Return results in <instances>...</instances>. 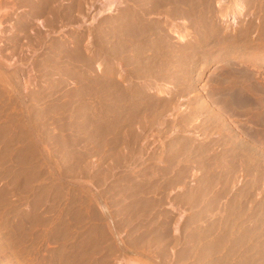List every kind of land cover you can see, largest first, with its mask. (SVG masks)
<instances>
[{"label":"rangeland","instance_id":"374dc122","mask_svg":"<svg viewBox=\"0 0 264 264\" xmlns=\"http://www.w3.org/2000/svg\"><path fill=\"white\" fill-rule=\"evenodd\" d=\"M0 264H264V0H0Z\"/></svg>","mask_w":264,"mask_h":264},{"label":"bare ground","instance_id":"6f19581e","mask_svg":"<svg viewBox=\"0 0 264 264\" xmlns=\"http://www.w3.org/2000/svg\"><path fill=\"white\" fill-rule=\"evenodd\" d=\"M137 1V0H136ZM145 1V0H144ZM152 1H154V0H152ZM185 1V0H184ZM201 1V0H200ZM111 2V1H110ZM110 2H107V4L109 5V6H111V3ZM132 2V1H131ZM158 2V1H157ZM160 2V1H159ZM172 2V1H171ZM190 2V1H189ZM188 2V3H189ZM194 2V1H193ZM105 3H106V1H105ZM104 3V4H105ZM113 3H114V1H113ZM116 3H117V1H116ZM139 3V2H138ZM154 3V2H153ZM257 3H259V2H257ZM133 4V3H132ZM193 4H195V3H193ZM60 5H62V4H60ZM59 5V6H60ZM125 5V4H124ZM155 5V4H154ZM106 6L107 5H105V8H106ZM115 5L113 4V7H114ZM136 6H137V4H136ZM138 6H140V5H138ZM144 6V5H143ZM152 7H153V5H151ZM163 6V5H162ZM184 6H186V5H184ZM191 6V5H190ZM65 7V6H64ZM122 7V6H121ZM146 7V6H145ZM144 7V8H145ZM198 7V6H197ZM200 7V6H199ZM208 7V6H207ZM213 7V6H212ZM112 8V7H111ZM169 8H170V6H169ZM191 8V7H190ZM215 8V7H214ZM238 8V10H239V13H241L242 12V8L241 7H237ZM113 9V8H112ZM124 9H127V8H124ZM148 9V8H147ZM153 9V8H152ZM217 9V8H216ZM215 9V10H216ZM107 10V9H106ZM142 10V9H141ZM182 10V9H181ZM185 10V9H184ZM195 10V9H194ZM205 10V9H204ZM70 11H71V8H70ZM168 11V10H167ZM169 11H170V9H169ZM174 11V10H173ZM176 11V10H175ZM222 11H223V9H222ZM108 12H109V10H108ZM127 12V11H126ZM162 12H164V10L162 11ZM172 12V11H171ZM216 12V11H215ZM122 13H123V11H122ZM131 13V12H130ZM149 13V12H148ZM177 13V12H176ZM201 13V12H200ZM222 13V12H221ZM137 14V13H136ZM150 14V13H149ZM168 14V13H167ZM195 14V13H194ZM198 14V13H197ZM205 14V13H204ZM207 14V13H206ZM220 14V13H219ZM138 15V14H137ZM154 15V14H153ZM157 15V14H156ZM169 15V14H168ZM173 15V14H172ZM175 15V14H174ZM231 15V14H230ZM150 16H152V15H150ZM194 16V15H193ZM193 16H192V18H193ZM220 16V15H219ZM227 16V15H226ZM235 16H236V14H235ZM161 17V16H160ZM181 17V16H180ZM140 18V17H139ZM175 18V17H174ZM177 18H179V17H177ZM184 18V17H183ZM217 18V17H216ZM72 19V18H71ZM127 20V19H126ZM125 20V21H126ZM141 20V19H140ZM143 20V19H142ZM215 20V19H214ZM116 21V20H115ZM199 21H200V19H199ZM137 22V21H136ZM146 22V21H145ZM177 22V21H176ZM105 22H103V24H104ZM134 23V22H133ZM191 23V22H190ZM202 23V22H201ZM117 24V23H116ZM119 24V23H118ZM143 24V23H142ZM199 24V23H198ZM205 24H207V23H205ZM210 24V23H209ZM213 24H215V23H213ZM112 25V24H111ZM144 25V24H143ZM188 25V24H187ZM24 26V25H23ZM201 26V25H200ZM121 27V26H120ZM136 27V26H135ZM156 27H158V25L156 26ZM26 28V27H25ZM99 28V27H98ZM133 28H134V26H133ZM145 28V27H144ZM144 28L142 27V29L143 30H141V29H139V31L137 30H135L134 32L135 33H133V36L134 37H136L135 35H138L140 38H141V42H143L144 41V33L146 34L147 32L145 31V30H147L146 28H145V30H144ZM196 28V27H195ZM27 29V28H26ZM119 29V28H118ZM151 29V28H150ZM154 30V29H153ZM158 30V29H157ZM156 29H155V31H157ZM160 30H161V28H160ZM201 30V29H200ZM101 31V30H100ZM130 31V30H129ZM128 31V32H129ZM133 31V30H132ZM131 31V32H132ZM154 31V32H155ZM108 32V31H107ZM125 32V31H124ZM127 32V31H126ZM197 32V31H196ZM123 33V32H122ZM148 33H149V30H148ZM155 33H157V32H155ZM160 33V32H159ZM198 33V32H197ZM135 34V35H134ZM161 34V33H160ZM163 34V33H162ZM245 34V33H244ZM130 35H132V34H130ZM148 35V34H147ZM146 35V36H147ZM209 35V34H208ZM109 36V35H108ZM111 36V35H110ZM159 36V35H158ZM164 36V35H163ZM199 36V35H198ZM202 36H203V34H202ZM212 36V35H211ZM226 36V35H225ZM240 36V35H239ZM130 38V37H129ZM140 38H139V40H140ZM167 38V37H166ZM218 38V37H217ZM202 39V38H201ZM128 40V39H127ZM158 40V39H157ZM219 40V39H218ZM100 41H102V40H100ZM111 41H113V40H111ZM147 41H149V40H147ZM98 42V41H97ZM157 42V41H156ZM166 42V41H165ZM194 42V41H193ZM227 42V41H226ZM232 42V41H231ZM105 43V42H104ZM108 43V42H107ZM116 43V42H115ZM121 43V42H120ZM123 43V42H122ZM149 43V42H148ZM147 43V44H148ZM164 43V42H163ZM198 43V42H197ZM204 43V42H203ZM233 43V42H232ZM97 44V43H96ZM134 44V43H133ZM143 44V43H142ZM153 44V43H152ZM167 44V43H166ZM190 44V43H189ZM219 44V43H218ZM130 45V44H129ZM192 45V44H191ZM204 45V44H203ZM228 45V44H227ZM234 45H236V44H234ZM105 46H106V44H105ZM112 46V45H111ZM114 46V45H113ZM144 46V45H143ZM172 46V45H171ZM202 46V45H201ZM224 46H225V44H224ZM77 47V46H76ZM81 47V46H80ZM97 47V46H96ZM104 47V46H103ZM174 47V46H173ZM176 47V46H175ZM221 47V46H220ZM238 47V46H237ZM117 48V47H116ZM115 48V49H116ZM128 48H130V47H128ZM159 48H161V47H159ZM216 48V47H215ZM222 48V47H221ZM112 49V48H111ZM120 49V48H119ZM168 49V48H167ZM187 49V48H186ZM211 49V48H210ZM227 49V48H226ZM231 49V48H230ZM102 50V49H101ZM129 50V49H128ZM136 50H138V49H136ZM162 50V49H161ZM172 50V49H171ZM191 50V49H190ZM189 50V51H190ZM208 50H209V48H208ZM212 50V49H211ZM199 51V50H198ZM79 52V51H78ZM78 52H77V54H78ZM121 52V51H120ZM148 52V51H147ZM162 52V51H161ZM113 53V52H112ZM121 53H123V52H121ZM187 53V52H186ZM115 54H116V52H115ZM135 54V53H134ZM191 54H192V51H191ZM133 55V54H132ZM168 55H170V54H168ZM180 55V54H179ZM189 55V54H188ZM204 55V54H203ZM115 56V55H114ZM200 56V55H199ZM86 57V56H85ZM103 57V56H102ZM140 57V56H139ZM158 57V56H157ZM162 57V56H161ZM208 57V56H207ZM115 58V57H114ZM176 58V57H175ZM93 59V58H92ZM125 59V58H124ZM123 59V60H124ZM167 59H169V58H167ZM179 59V58H178ZM85 60H86V58H85ZM122 60V59H121ZM122 60V61H123ZM164 60V59H163ZM170 60V59H169ZM132 61V60H131ZM167 61V60H166ZM178 61H180V60H178ZM89 62V61H88ZM104 62V61H103ZM135 62V61H134ZM143 62V61H142ZM148 62V61H147ZM81 63V62H80ZM110 63V62H109ZM126 63V62H125ZM130 63H132V62H130ZM145 63V62H144ZM166 63V62H165ZM180 63V62H179ZM102 64V63H101ZM107 64V63H106ZM191 64V63H190ZM84 65V64H83ZM129 65V64H128ZM138 65V64H137ZM231 65V64H230ZM127 66V65H126ZM139 66V65H138ZM170 66H172V65H170ZM187 66V65H186ZM189 66V65H188ZM235 66V65H234ZM91 67V66H90ZM128 67V66H127ZM147 67V66H146ZM162 67V66H161ZM196 67V66H195ZM138 68V67H137ZM155 68V67H154ZM153 68V69H154ZM163 68V67H162ZM161 68V69H162ZM165 68V67H164ZM227 68H229V67H227ZM232 68V67H231ZM235 67H233V69H234ZM237 68V67H236ZM141 69V68H140ZM144 69H145V67H144ZM179 69V68H178ZM189 69V68H188ZM226 69V68H225ZM230 69V68H229ZM118 70V69H117ZM155 70H156V68H155ZM177 70V69H176ZM131 71V70H130ZM169 71V70H168ZM177 71H179V70H177ZM236 71V70H235ZM144 72V71H143ZM148 72V71H147ZM181 72H183V71H181ZM231 72H233V70L231 71ZM240 72V71H239ZM140 73V72H139ZM92 74V73H91ZM158 74V73H157ZM173 74V73H172ZM230 74V73H229ZM234 74V73H233ZM96 75V74H95ZM147 75V74H146ZM178 75H180V74H178ZM228 75V74H227ZM111 76V75H110ZM172 76V75H171ZM175 76V75H174ZM187 76V75H186ZM224 76H226V75H224ZM92 77V76H91ZM125 77V76H124ZM138 77V76H137ZM148 77V76H147ZM157 77V76H156ZM159 77H161V76H159ZM176 77V76H175ZM188 77V76H187ZM139 78V77H138ZM214 78V77H213ZM219 78V77H218ZM103 79V78H102ZM111 79V78H110ZM126 79V78H125ZM144 79V78H143ZM181 79H183V78H181V75H180V80ZM225 79V78H224ZM85 80V79H84ZM128 80V79H127ZM135 80V79H134ZM215 80V79H214ZM220 80V79H219ZM106 81V80H105ZM155 81H156V79H155ZM157 81H158V79H157ZM177 81V80H176ZM216 82H217V80H215ZM232 81V80H231ZM94 82V81H93ZM117 82V81H116ZM139 82V81H138ZM141 82V81H140ZM144 82V81H143ZM180 82V81H179ZM219 82V81H218ZM233 82V81H232ZM231 82V83H232ZM84 83V82H83ZM87 83V82H86ZM120 83V82H119ZM182 83V82H181ZM211 83H214V81L213 82H211ZM162 84V83H161ZM164 84V83H163ZM172 84V83H171ZM224 84V83H223ZM226 84V83H225ZM92 85V84H91ZM97 85V84H96ZM119 85V84H118ZM175 85H177V84H175ZM214 85V84H213ZM219 85V84H218ZM221 85V84H220ZM236 85V84H235ZM101 86V85H100ZM124 86V85H123ZM122 86V87H123ZM185 86V85H184ZM191 86V85H190ZM222 86V85H221ZM103 87V86H102ZM112 87V86H111ZM110 87V88H111ZM113 87H115L114 85H113ZM119 87V86H118ZM181 87V86H180ZM179 87V88H180ZM225 87V86H224ZM91 88V87H90ZM104 88V87H103ZM127 88V87H126ZM147 88V87H146ZM230 88V87H229ZM88 89V88H87ZM94 89V88H93ZM99 89V88H98ZM101 89V88H100ZM119 89V88H118ZM125 89V88H124ZM123 89V90H124ZM148 89V88H147ZM227 89V88H226ZM159 90V89H158ZM86 91V90H85ZM96 91V90H95ZM181 91V90H180ZM179 91V92H180ZM217 91V90H216ZM240 91V90H239ZM238 91V92H239ZM87 92H89V91H87ZM99 92V91H98ZM115 92V91H114ZM124 92V91H123ZM129 92V91H128ZM140 92V91H139ZM220 92V91H219ZM111 93V92H110ZM117 93H118V91H117ZM162 93V92H161ZM189 93V92H188ZM218 93V92H217ZM222 93V92H221ZM244 93V92H243ZM242 93V94H243ZM97 94V93H96ZM125 94V93H124ZM219 94V93H218ZM230 94V93H229ZM232 94V93H231ZM237 94H239V93H237ZM237 94H233V95H231V98H227L228 100H234V102L235 103H238L239 104V102H242L243 101V99H241L242 97H239ZM102 95V94H101ZM122 95V94H121ZM126 95V94H125ZM168 95V94H167ZM176 95V94H175ZM186 95V94H185ZM91 96V95H90ZM106 96V95H105ZM114 96V95H113ZM135 96V95H134ZM177 96V95H176ZM180 96V95H179ZM178 96V97H179ZM222 96V95H221ZM241 96V95H240ZM246 96V95H245ZM121 97V96H120ZM139 97V96H138ZM147 97V96H146ZM164 97V96H163ZM181 97V96H180ZM216 97V95L214 96V98ZM93 98V97H92ZM111 98V97H110ZM148 98V97H147ZM151 98V97H150ZM172 98H174V97H171V99ZM218 98V97H217ZM223 98V97H222ZM221 98V99H222ZM102 99V98H101ZM154 99V98H153ZM161 99V98H160ZM165 99V98H164ZM163 99V100H164ZM169 99V98H168ZM103 100V99H102ZM105 100V99H104ZM107 100V99H106ZM118 100V99H117ZM140 100V99H139ZM155 100H158V99H155ZM166 100V99H165ZM217 100V99H216ZM220 100V99H219ZM224 100V99H223ZM120 101H123V99L122 100H120ZM127 101V100H126ZM136 101V100H135ZM144 101V100H143ZM150 101V100H149ZM167 101H169V100H167ZM174 101V100H173ZM158 102V101H157ZM166 102V101H165ZM227 102V101H226ZM233 102V101H232ZM111 103V102H110ZM145 103V102H144ZM162 103H163V101H162ZM167 103V102H166ZM173 103V102H172ZM223 103H224V101H223ZM227 103H229V102H227ZM117 104V103H116ZM115 104V105H116ZM130 104V103H129ZM168 104V103H167ZM170 104V103H169ZM225 104V103H224ZM118 105V104H117ZM121 105V104H120ZM125 105H126V103H125ZM143 105V104H142ZM161 105V104H160ZM163 105V104H162ZM166 105V104H165ZM171 105V104H170ZM123 106V105H122ZM148 106H150V105H148ZM173 106V105H172ZM231 106V105H230ZM233 106V105H232ZM151 107H154V105L153 106H151ZM224 107H226L225 105H224ZM238 107V106H237ZM169 108V107H168ZM173 108V107H172ZM113 109V108H112ZM119 109V108H118ZM142 109V108H141ZM147 109V108H146ZM154 109V108H153ZM164 109H166V108H164ZM174 109V108H173ZM200 109V108H199ZM225 109H227V108H225ZM114 110V109H113ZM151 110H152V108H151ZM168 110V109H167ZM117 111V110H116ZM122 111V110H121ZM137 111V110H136ZM148 111H150V110H148ZM198 111V110H197ZM132 112V111H131ZM140 112V111H139ZM158 112V111H157ZM156 112V113H157ZM161 112V111H160ZM164 112V111H163ZM162 112V113H163ZM112 113V112H111ZM117 113V112H116ZM116 113H115V115H116ZM128 113V112H127ZM130 113V112H129ZM128 113V114H129ZM154 113V112H153ZM228 113V112H227ZM234 113H236L237 114V112L235 111ZM118 114V113H117ZM123 114V113H122ZM134 114V113H133ZM135 114H137V113H135ZM152 114V113H151ZM159 114V113H158ZM114 115V116H115ZM127 115V114H126ZM138 115H140V114H138ZM150 115V114H149ZM134 116V115H133ZM143 116V115H142ZM141 116V117H142ZM161 116V115H160ZM137 117V116H136ZM149 117V116H148ZM154 118V117H153ZM258 119V118H257ZM140 120V119H139ZM143 120V119H142ZM157 120H158V118H157ZM253 120V119H252ZM135 121V120H134ZM127 122V121H126ZM129 122V121H128ZM128 122H127V124H128ZM125 123V122H124ZM141 123V122H140ZM140 123H139V125H140ZM147 123V122H146ZM151 123V122H150ZM153 123V122H152ZM156 123V122H155ZM159 123H160V121H159ZM158 123V124H159ZM185 123V122H184ZM256 123V122H255ZM114 124V123H113ZM135 124V123H134ZM133 124V125H134ZM162 124V123H161ZM257 124V123H256ZM117 125H118V123H117ZM120 125V124H119ZM124 125V124H123ZM141 126H143V125H141ZM129 128V127H128ZM119 129H120V126H119ZM141 129V128H140ZM117 130V129H116ZM136 130V129H135ZM130 131H132V130H130ZM121 134V133H120ZM139 134V133H138ZM133 137H134V135H133ZM137 137V136H136ZM135 137V138H136ZM130 140V139H129ZM117 141V140H116ZM132 141V140H131ZM137 142V141H136ZM135 143V142H134ZM129 144V143H128ZM137 144V143H136ZM186 144V143H185ZM188 144V143H187ZM184 145V144H183ZM128 146V145H127ZM187 146V145H186ZM172 147V146H171ZM176 147V146H175ZM178 147V146H177ZM183 147V146H182ZM250 147V146H249ZM133 148V147H132ZM205 148V147H204ZM129 149V148H128ZM135 149V148H134ZM168 149V148H167ZM192 149V148H191ZM131 150V149H130ZM171 150V149H170ZM133 151V150H132ZM177 151V150H176ZM204 151V150H203ZM137 152V151H136ZM186 152V151H185ZM194 152V151H193ZM176 153V152H175ZM200 153V152H199ZM205 153V152H204ZM207 153V152H206ZM123 154V153H122ZM134 154V153H133ZM192 154V153H191ZM205 155V154H204ZM120 156V155H119ZM125 157V156H124ZM176 157V156H175ZM124 159V158H123ZM184 159V158H183ZM219 160V159H218ZM182 161V160H181ZM126 162V161H125ZM175 168V167H174ZM188 170V169H187ZM173 171V170H172ZM183 171V170H182ZM146 173V172H145ZM160 173V172H159ZM184 173V172H183ZM170 174V173H169ZM147 175V174H146ZM159 175V174H158ZM163 176V175H162ZM165 176V175H164ZM153 193V192H152ZM194 194H196V193H194ZM157 195V194H156ZM165 197V196H164ZM159 203H161V202H159ZM159 205V204H158ZM153 206V205H152ZM159 207V206H158Z\"/></svg>","mask_w":264,"mask_h":264}]
</instances>
